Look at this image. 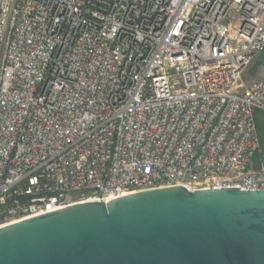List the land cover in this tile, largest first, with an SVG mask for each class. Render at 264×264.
Here are the masks:
<instances>
[{
  "label": "built area",
  "instance_id": "1",
  "mask_svg": "<svg viewBox=\"0 0 264 264\" xmlns=\"http://www.w3.org/2000/svg\"><path fill=\"white\" fill-rule=\"evenodd\" d=\"M262 51L264 0H0V227L156 187L264 189Z\"/></svg>",
  "mask_w": 264,
  "mask_h": 264
},
{
  "label": "water",
  "instance_id": "2",
  "mask_svg": "<svg viewBox=\"0 0 264 264\" xmlns=\"http://www.w3.org/2000/svg\"><path fill=\"white\" fill-rule=\"evenodd\" d=\"M0 264H264V189L164 186L72 204L0 227Z\"/></svg>",
  "mask_w": 264,
  "mask_h": 264
},
{
  "label": "trees",
  "instance_id": "3",
  "mask_svg": "<svg viewBox=\"0 0 264 264\" xmlns=\"http://www.w3.org/2000/svg\"><path fill=\"white\" fill-rule=\"evenodd\" d=\"M255 121H256V126H257V133L259 136L260 151L263 150V152H264V113H262L260 111H256L255 112ZM257 154L255 155V159L258 158Z\"/></svg>",
  "mask_w": 264,
  "mask_h": 264
},
{
  "label": "rangeland",
  "instance_id": "4",
  "mask_svg": "<svg viewBox=\"0 0 264 264\" xmlns=\"http://www.w3.org/2000/svg\"><path fill=\"white\" fill-rule=\"evenodd\" d=\"M259 60L261 61V66L263 67L264 66V51H262L260 54H259ZM263 69V68H262ZM258 158L257 159H255V156H254V158H253V167L254 168H259V166H260V156L261 155H264V152H263V150H261V151H259L258 152Z\"/></svg>",
  "mask_w": 264,
  "mask_h": 264
}]
</instances>
